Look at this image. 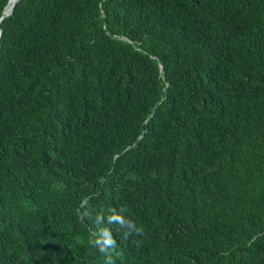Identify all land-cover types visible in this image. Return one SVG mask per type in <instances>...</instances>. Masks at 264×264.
Here are the masks:
<instances>
[{
	"label": "trees",
	"instance_id": "obj_1",
	"mask_svg": "<svg viewBox=\"0 0 264 264\" xmlns=\"http://www.w3.org/2000/svg\"><path fill=\"white\" fill-rule=\"evenodd\" d=\"M0 28V264H264V0H19Z\"/></svg>",
	"mask_w": 264,
	"mask_h": 264
},
{
	"label": "bare ground",
	"instance_id": "obj_2",
	"mask_svg": "<svg viewBox=\"0 0 264 264\" xmlns=\"http://www.w3.org/2000/svg\"><path fill=\"white\" fill-rule=\"evenodd\" d=\"M18 0H10L9 3L7 4L6 8H5V15H8L14 8V6L16 5Z\"/></svg>",
	"mask_w": 264,
	"mask_h": 264
},
{
	"label": "water",
	"instance_id": "obj_3",
	"mask_svg": "<svg viewBox=\"0 0 264 264\" xmlns=\"http://www.w3.org/2000/svg\"><path fill=\"white\" fill-rule=\"evenodd\" d=\"M10 1V0H9ZM9 1H8V3H9ZM19 1V0H18ZM17 1V2H18ZM7 3V4H8ZM7 6V5H6ZM6 8V7H5ZM5 8H4V11H3V13H2V16L0 17V24H1V21L4 19V18H6V17H8V16H10L11 14H12V12H13V10L8 14V15H5ZM0 36H1V28H0Z\"/></svg>",
	"mask_w": 264,
	"mask_h": 264
},
{
	"label": "clouds",
	"instance_id": "obj_4",
	"mask_svg": "<svg viewBox=\"0 0 264 264\" xmlns=\"http://www.w3.org/2000/svg\"><path fill=\"white\" fill-rule=\"evenodd\" d=\"M119 219V218H118ZM114 242L111 240V239H106L105 241H104V244L105 245H112ZM101 251L103 252V251H105V249L102 247L101 248ZM109 264H111V260L109 259Z\"/></svg>",
	"mask_w": 264,
	"mask_h": 264
}]
</instances>
